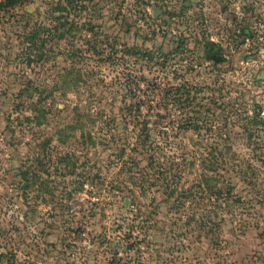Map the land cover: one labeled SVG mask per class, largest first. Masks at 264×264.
I'll list each match as a JSON object with an SVG mask.
<instances>
[{"label":"rangeland","instance_id":"1","mask_svg":"<svg viewBox=\"0 0 264 264\" xmlns=\"http://www.w3.org/2000/svg\"><path fill=\"white\" fill-rule=\"evenodd\" d=\"M4 3L0 264H264V0Z\"/></svg>","mask_w":264,"mask_h":264},{"label":"trees","instance_id":"2","mask_svg":"<svg viewBox=\"0 0 264 264\" xmlns=\"http://www.w3.org/2000/svg\"><path fill=\"white\" fill-rule=\"evenodd\" d=\"M21 0H5V3H4V5L6 6V7H10V6H14L15 4H17V3H19ZM1 6V5H0ZM62 36V35H61ZM33 38L35 39V37L34 36H32L29 40H33ZM32 42V41H31ZM43 93V92H42ZM43 95V94H42ZM45 100H47V96H45L44 95V98L42 99V102H45ZM34 111L37 113V119H47V116H48V111H47V109L46 108H41V109H38L37 107H35L34 108ZM49 113H50V111H49ZM193 120H195V119H193ZM201 120V123H202V121L203 122H206V120L205 119H196V121L197 122H199ZM252 120V122L254 123V124H261L262 123V121L260 120V121H258L257 119H251ZM197 126H198V123L196 124ZM149 125H146V127H145V129H149ZM197 129H199V127H196V130ZM138 139H140V142H141V144L143 145V146H146L147 145V143H148V141H150V137H149V135H146V137H145V139H143V140H141L142 139V136H140V137H138ZM182 160L185 162L184 163V165L185 166H190V167H192L194 164H195V162H194V157H191V156H187V157H183L182 158ZM204 182H205V184L204 185H207V188L208 189H210V190H212L211 189V187L208 185L209 184V180L206 178V177H204ZM167 188H169V190H170V194H169V196H172L173 194H174V192H175V189L173 190V186L171 187V186H169V185H167ZM212 193L214 192V191H211Z\"/></svg>","mask_w":264,"mask_h":264},{"label":"flooded vegetation","instance_id":"3","mask_svg":"<svg viewBox=\"0 0 264 264\" xmlns=\"http://www.w3.org/2000/svg\"><path fill=\"white\" fill-rule=\"evenodd\" d=\"M216 60H217V61H219V59H218V58H217Z\"/></svg>","mask_w":264,"mask_h":264}]
</instances>
